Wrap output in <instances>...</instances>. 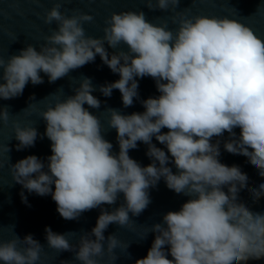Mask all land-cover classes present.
I'll use <instances>...</instances> for the list:
<instances>
[{
  "label": "clouds",
  "instance_id": "obj_1",
  "mask_svg": "<svg viewBox=\"0 0 264 264\" xmlns=\"http://www.w3.org/2000/svg\"><path fill=\"white\" fill-rule=\"evenodd\" d=\"M32 2L39 6L41 0ZM67 2L53 0L44 12L43 22H55L57 27L44 37L39 50L28 44L7 59L0 55V99L21 96L29 82L43 84L41 73L49 83L69 77L97 55L119 74L118 80L99 86L103 96L110 98L114 89L119 90L123 106L131 107L134 99H140L137 78L144 77L155 81L159 95L140 100L143 112L123 114L106 108L105 130L89 111L101 107L92 94L97 88L91 78L82 76L74 95L61 99L50 94L54 100L40 112L46 123L43 135L34 126L21 127L13 121L17 151L34 147L38 137L46 136L52 153L47 163L29 155L12 164L9 157L13 182L28 193L51 195L65 220H79L85 212L100 209L95 227L83 232L77 244L70 243L69 233L58 234L46 226L47 246L58 254L74 253L73 261L61 264H102L105 256L107 264H115L118 247L130 256V243H122L115 233L107 238L104 233L111 224L122 228L140 216L152 202L150 189L163 179L168 189L190 199L178 211L164 214L162 223L145 229L141 240L150 232L155 238L146 257L135 264H247L264 259V213L239 202L243 189L258 202L264 197V183L250 187L239 166L219 159L220 138L227 132L224 150L247 157L264 177V38L228 16L177 12L181 0H143L149 11L174 13L170 19L175 29L169 28L168 20L155 24L144 11L129 10L113 12L105 20L103 36L92 37L83 25L93 22L94 16L79 9L66 15L61 7ZM257 12H264V4ZM105 44L116 51L110 54ZM9 118L8 106H0V123L7 125ZM110 129L116 131L118 153L105 139ZM138 142L147 145L151 160L147 166L129 155ZM9 152L8 144L0 145V156ZM121 194L118 207L111 211L103 207L115 205ZM20 196L27 205L23 191ZM5 230L11 238H3ZM43 253L44 245L31 234L21 238L15 226H0L3 264H39Z\"/></svg>",
  "mask_w": 264,
  "mask_h": 264
},
{
  "label": "water",
  "instance_id": "obj_2",
  "mask_svg": "<svg viewBox=\"0 0 264 264\" xmlns=\"http://www.w3.org/2000/svg\"><path fill=\"white\" fill-rule=\"evenodd\" d=\"M262 4H264V0H181L176 11L184 12L187 16H228L241 20L252 27L257 35L264 38V12H257V8ZM52 5L53 0H41L39 6L32 0H0V55L7 59L11 55L18 54L28 44L36 46L39 50V46L44 43V37L50 35L51 30L57 27L55 22L52 25H46L42 19L44 12L50 9ZM72 9H79L94 16L93 22L83 25L86 35L92 37L103 36V28L106 26L105 20L113 12L119 13L129 10L144 11L146 18L152 23L160 24L163 20H168L169 28L175 29L177 27L170 19L174 13L149 11L143 0H70L61 7V11L69 16L72 15ZM105 47L110 54L116 51L108 47L107 44ZM120 47L125 51L127 50L124 45ZM41 76L44 79L43 84L34 86L29 82L21 96L10 100L0 99V106H8L10 112L8 124L0 123V145L8 144L10 148L9 153H3L0 156V160L3 161V166L0 167V226L4 229L15 226V232L21 238L31 234L34 239L44 245V253L39 264H61V261H73L74 253L62 252L58 254L54 249L49 248L45 239V227H50L53 232L58 234L69 233L70 243L77 244L83 232H90L95 227L100 209L85 212L79 220H65L57 212V205L52 200L51 195L41 197L35 193H28L21 185L13 182L9 157L12 164L29 155H36L47 163V157L52 154L51 141L46 136L43 139L38 137L34 147L17 151L15 146L19 142L14 136L13 121H18L21 127L34 126L38 133L43 135L46 130V123L40 117V112L46 108L49 101L54 100L53 95L50 94L60 95L61 99L68 95H74L73 88L78 87L82 76L91 78L93 86L97 88L92 94L101 101V107L99 110L89 108V111L99 117L105 130H107L109 118V114L105 111L106 108L119 109L123 114L143 112L145 109L140 100L156 97L159 92L156 89L155 81L151 77H144L142 79L137 78L140 99H134L131 107L125 108L123 106L119 90L114 89L110 98L103 96L98 90L99 86L118 80L119 74H114L107 65L103 64L99 55L96 56L93 63L72 71L69 77L59 79L55 83H49L47 76L43 73ZM85 107L88 106L85 105ZM24 109L26 110L23 111ZM166 131L167 129H162V132ZM234 131L239 136L240 129L236 128ZM104 135L105 139L113 144V151L118 153L119 146L115 129L108 130ZM220 139V162L228 166H239L241 171L249 177L248 185L250 187H257L260 183H264V177L258 175L257 169L248 162L247 157L233 155L224 150L223 141L228 139V133L225 132ZM152 142L167 153L166 147L156 141L155 138ZM146 151L147 145L138 142V147L130 150L129 155L141 166H147L151 160L146 155ZM168 166L172 168L174 173L176 172L174 164L170 163ZM224 190L227 192V188ZM21 191L27 196V205L21 200ZM150 196L151 204L140 216L132 217L129 225L119 228L117 225L111 224L105 231L106 238L115 233L119 241L130 243L127 249L130 256H127L122 248L118 247L115 250L120 256L115 264H135L137 259L145 258L155 238V233L150 232L145 239L141 240L145 234V229L155 223H162L164 214L168 211H178L182 204L190 199L188 196L176 194L168 189L163 179L160 180L156 188L150 189ZM122 202L123 194L115 205H104L103 207L111 211ZM239 202L245 203L254 212L264 213V197H261L258 202L254 201L247 189L239 192ZM2 236L4 239L11 238L7 230L2 233ZM168 258L172 259L170 254ZM0 264L3 262L0 261ZM74 264H79V262L75 261ZM102 264H107V256H105ZM247 264H264V259L249 260Z\"/></svg>",
  "mask_w": 264,
  "mask_h": 264
}]
</instances>
